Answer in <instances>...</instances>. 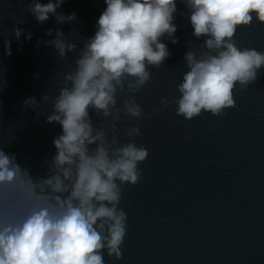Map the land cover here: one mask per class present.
I'll use <instances>...</instances> for the list:
<instances>
[{
  "label": "clouds",
  "instance_id": "obj_1",
  "mask_svg": "<svg viewBox=\"0 0 264 264\" xmlns=\"http://www.w3.org/2000/svg\"><path fill=\"white\" fill-rule=\"evenodd\" d=\"M64 2L30 0L27 12L39 24L50 16L57 24L72 23L74 11H57ZM105 3L94 36L79 50L61 29L46 30L48 36L55 32L54 39L43 41L46 46L61 59L70 53L76 58L58 80L56 95L47 90L39 101L29 96L22 107L38 120L42 112L37 109L50 103L46 122L58 124L62 131L53 138L56 151L45 161V176H33L15 153L0 147V264H105V253L122 258L128 231V214L120 207L123 193L143 179L139 164L149 152L134 139L121 143L115 133L122 117L140 122L148 118L136 94L152 79L150 67L159 69L170 57L162 38L178 43L173 23L177 0ZM183 3L189 9L192 35L205 39L199 55L192 50L184 55L189 70L177 85L180 95L162 97L160 104H175L176 115L186 120L202 112L226 115V109L235 107L237 85L246 89L254 84L264 67V53L241 49L234 39L238 27L249 26L253 19L264 23V0ZM12 31L17 41L22 35L32 39L30 31L15 24ZM11 43L3 41L6 56L12 55ZM125 135L140 136L139 125L127 128Z\"/></svg>",
  "mask_w": 264,
  "mask_h": 264
},
{
  "label": "water",
  "instance_id": "obj_2",
  "mask_svg": "<svg viewBox=\"0 0 264 264\" xmlns=\"http://www.w3.org/2000/svg\"><path fill=\"white\" fill-rule=\"evenodd\" d=\"M29 2L0 0V147L15 153L33 176H45V161L56 151L53 138L62 129L46 122L50 103L37 109L42 112L37 120L22 102L29 96L39 101L47 90L56 95L58 80L76 58L70 53L61 59L46 46L43 41L55 38V32L48 36L46 30L61 29L79 50L94 36L106 3L65 0L57 11L69 15L74 11V22L57 24L50 16L39 24L27 12ZM188 13L183 0H177L173 23L178 43L162 38L170 57L159 69L150 67L152 79L136 94L148 118L140 122L122 117L118 123L115 134L120 142L134 139L149 156L139 164L141 182L123 193L120 207L128 214V231L122 258L105 253V264H264V67L254 84L246 89L237 85L235 107L226 109V115L202 112L186 120L176 115L175 104L163 107L162 97L180 95L177 85L189 70L186 51L199 55L205 39L192 35ZM21 18L25 23H18ZM14 24L30 31L32 39L22 35L17 41ZM6 39L12 40L11 56L4 55ZM234 39L241 49L264 53V23L253 19L249 26L238 27ZM38 40L42 42L37 48ZM137 124L141 135L127 137L126 129Z\"/></svg>",
  "mask_w": 264,
  "mask_h": 264
}]
</instances>
